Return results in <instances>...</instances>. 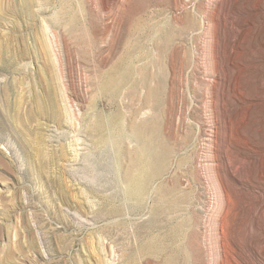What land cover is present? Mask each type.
Listing matches in <instances>:
<instances>
[{"label": "rangeland", "instance_id": "obj_1", "mask_svg": "<svg viewBox=\"0 0 264 264\" xmlns=\"http://www.w3.org/2000/svg\"><path fill=\"white\" fill-rule=\"evenodd\" d=\"M253 3L0 0V264H264Z\"/></svg>", "mask_w": 264, "mask_h": 264}, {"label": "bare ground", "instance_id": "obj_2", "mask_svg": "<svg viewBox=\"0 0 264 264\" xmlns=\"http://www.w3.org/2000/svg\"><path fill=\"white\" fill-rule=\"evenodd\" d=\"M245 1V0H244ZM253 1V0H252ZM240 2V1H239ZM251 6L255 9V11H257V12H255V13H253L252 15H249V16H247L245 19H243L242 21H241V23H239L240 25H239V27L240 28H243V27H245V26H254L256 23H257V19L258 20H262V19H264V0H254V3L253 4H251ZM226 19V18H225ZM231 20V19H230ZM226 21V20H225ZM260 22V21H259ZM228 23H229V21H228ZM263 42H264V40H263ZM262 65V64H261ZM260 65V66H261ZM253 69H254V67H253ZM264 79V78H263ZM264 85V83L262 82V84H261V86H263ZM238 94H240V95H242V96H245V97H248V98H250V100H248V101H246L247 102V104H249V105H251V106H254L255 104H257V103H259L260 102V100H262V99H264V96H262V95H257V96H254V98H251L250 96H249V94H247V92L244 90V89H239V93ZM244 97V98H245ZM243 97H241V99H244ZM227 99V98H226ZM245 100V99H244ZM228 101V100H227ZM250 108V106H246V107H244V109L245 108ZM210 141H212V139H210ZM164 160H165V158H164V156H162L161 158H160V162L163 164L164 163ZM216 161V160H215ZM159 162V163H160ZM212 165H213V161H212ZM230 194V193H229ZM217 199L218 200H220V198H219V196H217ZM220 203H218L217 204V206L219 205ZM225 204V203H224ZM227 204V203H226ZM225 204V205H226ZM216 212V211H215Z\"/></svg>", "mask_w": 264, "mask_h": 264}]
</instances>
